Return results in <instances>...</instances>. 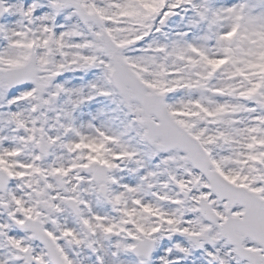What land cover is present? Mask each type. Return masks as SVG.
Listing matches in <instances>:
<instances>
[{
	"label": "snow or ice",
	"instance_id": "snow-or-ice-1",
	"mask_svg": "<svg viewBox=\"0 0 264 264\" xmlns=\"http://www.w3.org/2000/svg\"><path fill=\"white\" fill-rule=\"evenodd\" d=\"M0 264H264V0H0Z\"/></svg>",
	"mask_w": 264,
	"mask_h": 264
}]
</instances>
